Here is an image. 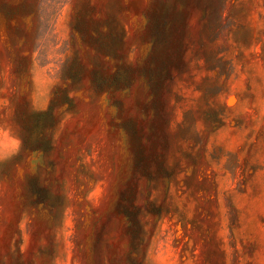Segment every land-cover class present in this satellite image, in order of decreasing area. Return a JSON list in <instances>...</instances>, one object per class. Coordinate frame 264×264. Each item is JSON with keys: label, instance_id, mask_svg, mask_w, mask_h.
Returning a JSON list of instances; mask_svg holds the SVG:
<instances>
[{"label": "rangeland", "instance_id": "1", "mask_svg": "<svg viewBox=\"0 0 264 264\" xmlns=\"http://www.w3.org/2000/svg\"><path fill=\"white\" fill-rule=\"evenodd\" d=\"M34 1L0 0V264H264V0H67L40 53Z\"/></svg>", "mask_w": 264, "mask_h": 264}, {"label": "trees", "instance_id": "2", "mask_svg": "<svg viewBox=\"0 0 264 264\" xmlns=\"http://www.w3.org/2000/svg\"><path fill=\"white\" fill-rule=\"evenodd\" d=\"M67 0H35L33 3L24 2L16 6H12L4 10L8 20L17 15L34 14L35 15V31L30 38L34 44V50L40 53L37 41L42 35H49L52 31L54 19L59 14L61 8L66 4ZM207 6V5H205ZM10 37L13 39L17 34L8 29Z\"/></svg>", "mask_w": 264, "mask_h": 264}]
</instances>
